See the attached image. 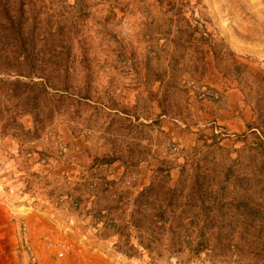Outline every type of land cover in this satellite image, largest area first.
<instances>
[{
  "label": "rangeland",
  "instance_id": "1",
  "mask_svg": "<svg viewBox=\"0 0 264 264\" xmlns=\"http://www.w3.org/2000/svg\"><path fill=\"white\" fill-rule=\"evenodd\" d=\"M0 264H264V0H0Z\"/></svg>",
  "mask_w": 264,
  "mask_h": 264
},
{
  "label": "trees",
  "instance_id": "2",
  "mask_svg": "<svg viewBox=\"0 0 264 264\" xmlns=\"http://www.w3.org/2000/svg\"><path fill=\"white\" fill-rule=\"evenodd\" d=\"M169 178L170 171L168 174V179ZM166 189V194L162 196V194L157 191L158 189L155 184H152L150 187L140 192L134 199L135 210L131 215V224L137 231H145L147 241H142L141 238H138V243L147 250L150 255L156 251V247L161 244L166 234L169 235L170 242L173 244L182 243L183 237H190L188 235L189 230H185L183 234L178 232L180 228H184L185 226L180 223L175 224V222L183 219L184 214L187 213V211L183 210V207H196V200L193 197H188V199L186 198V203H178L180 199H184L183 194H180L177 188H172L170 186V180L167 183ZM202 203L205 202L202 201ZM143 212H146L147 215L144 216ZM144 221H147L148 224L147 227L143 229L141 223ZM168 224H170V227L167 229L166 226ZM151 257L155 259L154 256Z\"/></svg>",
  "mask_w": 264,
  "mask_h": 264
},
{
  "label": "built area",
  "instance_id": "3",
  "mask_svg": "<svg viewBox=\"0 0 264 264\" xmlns=\"http://www.w3.org/2000/svg\"><path fill=\"white\" fill-rule=\"evenodd\" d=\"M73 253V254H79L81 253V249L75 248L72 244L65 243L63 244V250H61L58 254L59 257H64L65 255Z\"/></svg>",
  "mask_w": 264,
  "mask_h": 264
},
{
  "label": "crops",
  "instance_id": "4",
  "mask_svg": "<svg viewBox=\"0 0 264 264\" xmlns=\"http://www.w3.org/2000/svg\"><path fill=\"white\" fill-rule=\"evenodd\" d=\"M141 189V188H140Z\"/></svg>",
  "mask_w": 264,
  "mask_h": 264
}]
</instances>
